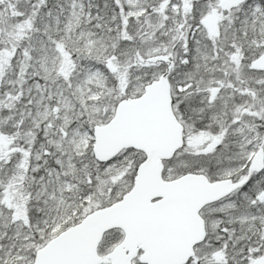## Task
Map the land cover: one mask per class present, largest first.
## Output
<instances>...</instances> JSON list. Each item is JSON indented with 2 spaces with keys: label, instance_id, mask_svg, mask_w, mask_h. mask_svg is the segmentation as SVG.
I'll return each instance as SVG.
<instances>
[{
  "label": "snow or ice",
  "instance_id": "obj_1",
  "mask_svg": "<svg viewBox=\"0 0 264 264\" xmlns=\"http://www.w3.org/2000/svg\"><path fill=\"white\" fill-rule=\"evenodd\" d=\"M0 264H264V0H0Z\"/></svg>",
  "mask_w": 264,
  "mask_h": 264
}]
</instances>
